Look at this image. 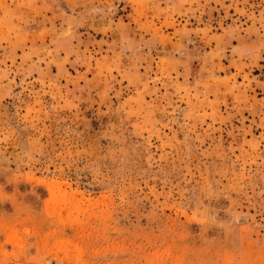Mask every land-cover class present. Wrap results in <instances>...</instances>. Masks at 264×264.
<instances>
[{
  "label": "rangeland",
  "instance_id": "1",
  "mask_svg": "<svg viewBox=\"0 0 264 264\" xmlns=\"http://www.w3.org/2000/svg\"><path fill=\"white\" fill-rule=\"evenodd\" d=\"M0 264H264V0H0Z\"/></svg>",
  "mask_w": 264,
  "mask_h": 264
}]
</instances>
